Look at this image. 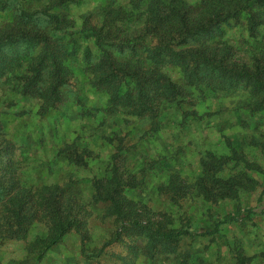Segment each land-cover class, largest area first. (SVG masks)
I'll return each instance as SVG.
<instances>
[{"label": "rangeland", "instance_id": "374dc122", "mask_svg": "<svg viewBox=\"0 0 264 264\" xmlns=\"http://www.w3.org/2000/svg\"><path fill=\"white\" fill-rule=\"evenodd\" d=\"M185 1L192 15L197 0ZM129 6L0 0V264H264V107L240 85L207 87L214 79L207 69L186 79L176 55L171 62L157 55L182 89L177 105L162 101L139 117L105 111L93 76L99 50L82 26H100L105 11ZM252 8L264 17V2ZM133 12L119 35L141 28L144 14ZM246 25L242 13L217 28L231 59L249 46L264 55V41L255 44L260 37ZM43 36L59 49L55 109L46 106L50 62L39 61L36 40ZM136 39L135 52L113 50L116 59L145 63L148 40L141 31ZM186 41L174 47H192V37ZM96 185L122 197V217L94 195ZM71 215L74 226L45 248L52 224ZM148 223L185 232L167 239Z\"/></svg>", "mask_w": 264, "mask_h": 264}, {"label": "trees", "instance_id": "16d2710c", "mask_svg": "<svg viewBox=\"0 0 264 264\" xmlns=\"http://www.w3.org/2000/svg\"><path fill=\"white\" fill-rule=\"evenodd\" d=\"M260 1L264 2V0H197L198 7L196 12L191 15L185 0H170L168 4L162 0H130L127 11L123 9L112 10V14L105 11L101 16L100 26H82V30H85V37L92 39L99 50L96 63L98 69L95 71H100V73L93 76L102 85L106 96L104 110L116 112L120 108V110H125L126 114L139 117L147 112L155 113L159 102L169 101L168 104H176L177 95L182 92V89L169 76L161 72L160 66L163 61L161 60L159 63L156 59L157 55L166 58L169 62L176 55L180 67L184 69L183 72L187 71L184 75L186 79L196 78V71L207 69L214 76V79L210 80L209 83H205L207 87L210 84L216 89L242 86L249 95L257 97V106L263 109V52L256 51L249 46L247 52H244L247 56L240 57L238 55V59L232 58L234 59L232 60L228 53L232 46L222 37L223 31L217 29L221 22L225 23L228 19L239 20V15L244 13L248 24L246 25V27L248 26V33L253 37H260V40L255 41V44L262 45L264 41V17L261 16V12L252 8L253 4H260ZM105 9L106 7L102 11ZM135 10L144 14L141 28L137 33L141 31L143 38L148 40L145 62L147 64L139 58L128 62L120 61L116 59L113 52V50L121 52V49H125L127 52H135L137 33L123 36L119 35L118 32L122 31L124 22L128 17L134 15L133 11ZM49 17L55 26L59 24V15L53 13ZM123 17H126V20ZM118 21H122V23ZM203 35L207 39L202 38ZM191 37L192 47L182 50L174 47L187 46L188 41L186 39ZM214 38H218L220 41L213 42L212 39ZM208 39L215 46L209 44ZM36 40L41 44L39 61L42 63L50 62L47 64L49 67V71H47L49 102L46 106H50L49 109H55V103L59 99V88L63 83L60 66L57 63L59 49L47 37H36ZM116 46H118L117 49ZM239 50L242 51V49ZM199 79H197L196 86L202 82ZM40 108L48 111L45 107L40 106ZM175 178L178 182L176 186H180L181 180L178 177ZM175 190L178 191L180 188L176 187ZM204 190L206 191V189ZM94 195H100L102 199H107L115 216L122 217L123 201L120 200L122 197L113 193L111 186L102 188L96 185ZM72 220L71 215L66 219L55 221L52 224L53 233L45 239L44 247L58 242L63 234L74 226ZM133 223L139 224L137 220ZM145 228L150 233H157L167 239L185 232L181 229L174 231L153 230L149 227V223Z\"/></svg>", "mask_w": 264, "mask_h": 264}]
</instances>
